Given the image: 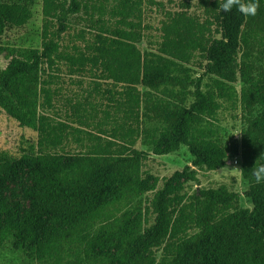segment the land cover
I'll use <instances>...</instances> for the list:
<instances>
[{
	"label": "rangeland",
	"instance_id": "rangeland-1",
	"mask_svg": "<svg viewBox=\"0 0 264 264\" xmlns=\"http://www.w3.org/2000/svg\"><path fill=\"white\" fill-rule=\"evenodd\" d=\"M223 1L82 0L79 11L69 17L59 46L36 70L17 75L13 93H4L0 147L19 159L25 149L34 147L39 153L61 154L65 161L85 154L115 160L142 150L152 152L169 138L174 118L166 117L165 111L191 105L202 78L207 103L186 118L189 140L220 144L227 153L225 166L240 169L193 166L194 156L186 145L171 153L120 162L135 178L133 184L80 225L65 226L61 237L52 236L48 255L35 264H112L154 224L157 192L176 170L188 165L195 168L199 183L186 178L175 183L166 199L168 230L135 264H172L182 239L232 211L253 208L242 164L236 163L242 158L241 90L252 81L243 69L245 46L231 51L217 71L204 74L212 64L208 48L226 39L219 8ZM69 3L0 0V91L11 64L31 62L48 41L56 39L58 15ZM245 37L252 63L260 71L264 31L247 29ZM158 70L172 79L145 85L143 78ZM36 167L20 159L17 171L3 181L2 196L21 214L31 206L25 190L34 185ZM144 179L146 192L141 190ZM199 188L236 195L227 203L207 196L198 199ZM131 211L138 218V229L104 252L101 245L124 225Z\"/></svg>",
	"mask_w": 264,
	"mask_h": 264
},
{
	"label": "trees",
	"instance_id": "trees-1",
	"mask_svg": "<svg viewBox=\"0 0 264 264\" xmlns=\"http://www.w3.org/2000/svg\"><path fill=\"white\" fill-rule=\"evenodd\" d=\"M81 1L70 0L69 5L62 8L57 18L56 39L48 41L40 54L31 62L20 60L8 67L0 91V102L5 92L13 93L12 84L19 73L36 70L41 61L59 46L62 33L68 28V19L79 11ZM220 15L226 39L208 48L207 55L212 64L204 74L217 71L231 51L245 46L243 69L250 74L252 81L241 90V168L243 178L249 183L247 194L253 202V208L232 211L182 239L177 244L172 264H264V182L256 183L250 173L257 158L264 153V67L258 71L252 63L253 52L245 37L247 29L257 27L264 31V0H260L255 16H244L236 8L230 12L220 9ZM170 79L171 75L158 70L144 77L143 83L152 85ZM201 87L202 78L197 82V99L191 105L165 111L167 117L174 118L173 130L170 137L157 144L152 152L142 150L138 155L115 160H101L97 156L85 154L65 161L61 154L39 153L34 147L25 149L20 159L28 160L37 167L34 185L25 190L31 199V206L22 214L2 196L3 181L7 175L17 171L20 159L11 150L0 147V264L19 261L21 264H35L37 260L45 258L50 251L49 239L52 236L61 237L66 232L65 226L80 225L87 216L133 184L135 178L122 169L120 162L152 153H171L186 145L194 156L193 166L206 165L212 169L225 166L227 153L223 146L210 140L192 143L188 137L187 116L201 112L207 103ZM17 115L25 120L22 111ZM182 178L200 181L195 168L190 165L176 170L156 194L157 215L154 224L138 236L112 264H135L144 258L143 251L167 232L166 199L175 183ZM141 190H148L146 179L141 181ZM235 195V192L223 194L217 188H199L197 198L207 196L217 202L227 203ZM138 226V218L131 211V217L107 237L101 249L109 252L119 242L128 240Z\"/></svg>",
	"mask_w": 264,
	"mask_h": 264
},
{
	"label": "clouds",
	"instance_id": "clouds-1",
	"mask_svg": "<svg viewBox=\"0 0 264 264\" xmlns=\"http://www.w3.org/2000/svg\"><path fill=\"white\" fill-rule=\"evenodd\" d=\"M260 7V0H224L219 3V8L224 12H230L236 8L244 16H255ZM239 135V134H237ZM264 153H262L255 161L254 166L250 170L251 175L255 178L256 183L264 182ZM227 170H240L238 167L225 166Z\"/></svg>",
	"mask_w": 264,
	"mask_h": 264
},
{
	"label": "crops",
	"instance_id": "crops-1",
	"mask_svg": "<svg viewBox=\"0 0 264 264\" xmlns=\"http://www.w3.org/2000/svg\"><path fill=\"white\" fill-rule=\"evenodd\" d=\"M166 115V114H165ZM167 117V116H166ZM169 118H171V117H169ZM152 129H154V128H152ZM154 133H156V130H152V134H154ZM188 147V146H187ZM242 157V156H241ZM236 161H238V162H236V163H240L241 162V164H242V158L240 159V156L238 157V159L236 160ZM227 164V163H226Z\"/></svg>",
	"mask_w": 264,
	"mask_h": 264
},
{
	"label": "bare ground",
	"instance_id": "bare-ground-1",
	"mask_svg": "<svg viewBox=\"0 0 264 264\" xmlns=\"http://www.w3.org/2000/svg\"><path fill=\"white\" fill-rule=\"evenodd\" d=\"M236 162H238V161H236ZM237 164H239V163H237ZM228 165V164H227Z\"/></svg>",
	"mask_w": 264,
	"mask_h": 264
}]
</instances>
